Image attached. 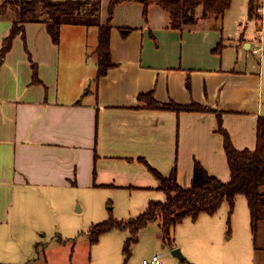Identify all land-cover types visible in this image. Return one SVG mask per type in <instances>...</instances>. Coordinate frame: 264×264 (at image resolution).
Returning a JSON list of instances; mask_svg holds the SVG:
<instances>
[{"label": "crops", "instance_id": "obj_1", "mask_svg": "<svg viewBox=\"0 0 264 264\" xmlns=\"http://www.w3.org/2000/svg\"><path fill=\"white\" fill-rule=\"evenodd\" d=\"M143 12L138 1L117 7L110 37L116 64L98 81V58L92 66L81 51L61 52L63 35L83 31L80 24L62 25L59 43L43 22H27L25 38L15 37L0 66V264H94V256L88 263L44 259L35 252L21 259L19 209H41L62 192L82 187L135 189L141 207L150 200L163 201L158 180L139 157L166 174L176 165L183 186L191 184L196 160L210 174L230 178L216 112L150 108L139 100L142 93L153 91L161 102L209 105L221 113L235 147L255 148L258 119L264 115V54L258 64L244 50L264 52L259 37L254 46L242 28L227 25V11L222 21L201 18L183 29L171 28L170 13L158 4L150 5L147 19ZM13 18L0 16V51ZM107 18L106 0L102 22ZM32 62L41 79L35 84ZM35 220L36 231L29 236L37 250L43 219ZM119 231L103 233L98 242L120 238ZM253 243L251 258L238 264H264V244ZM165 253L160 264H193L190 255L179 262Z\"/></svg>", "mask_w": 264, "mask_h": 264}, {"label": "rangeland", "instance_id": "obj_2", "mask_svg": "<svg viewBox=\"0 0 264 264\" xmlns=\"http://www.w3.org/2000/svg\"><path fill=\"white\" fill-rule=\"evenodd\" d=\"M104 1L106 2L101 0L100 9ZM261 3L263 8L253 19L248 14L249 0H233L226 15V24L232 28H242L245 36L253 40L254 46L259 45L256 38L259 37L260 29L264 28V0H261ZM104 11L102 10L103 14ZM261 11H263V20H261ZM72 24L64 23L63 25L73 26ZM78 26L84 30L73 32V34L64 31L66 33L63 35L61 52L67 54L65 50L70 49L76 52L75 54H79L81 51L86 58L89 60L91 58L93 66L94 60L97 62L98 58L96 36L99 27L95 24ZM83 40H85L84 43ZM87 40H90L89 44ZM98 41L97 37V44ZM262 54L264 52L254 53L248 49L244 50V55L251 56L257 60L258 64ZM162 192L164 200L166 193ZM30 199L33 197L30 196ZM50 200L52 199L47 202L49 206L41 209L36 206L19 209L21 216L18 226H23V229H19L18 236L21 259H26L24 257L35 252L37 256L40 253L44 259L54 261L88 263L94 256L92 260L94 264H143V258L150 260L154 254L164 261L166 249L173 259L183 261L182 258L173 254L174 248H180L183 257L190 255L192 259H189L193 264H238L251 258L248 249L252 248L254 237L251 228V210L244 194H239L236 198V209L233 211L229 203L225 202L213 215L202 213L203 215L196 220L191 217L185 218L181 221L182 226L178 225L174 229L173 240L177 234L178 239L172 243L163 240L159 221L151 223L138 234L139 238L133 244L131 255L128 257L124 251V244L130 234L129 230L119 231L121 237L116 240L104 238L100 243H92L87 232L92 223L107 219L111 213L120 219L139 215L147 205L141 207L139 194L135 189L103 188L87 191L84 187L74 188L69 192H62V196L55 198L54 201ZM261 208L262 218L257 243L264 244V201ZM130 212L133 214H129ZM41 217L43 220L39 225L42 228L37 232L40 245L36 250V242L32 244L29 235L36 231L38 224L35 219ZM188 224L191 225L190 228ZM190 229L194 231L190 232ZM159 232L161 237L158 235Z\"/></svg>", "mask_w": 264, "mask_h": 264}, {"label": "trees", "instance_id": "obj_3", "mask_svg": "<svg viewBox=\"0 0 264 264\" xmlns=\"http://www.w3.org/2000/svg\"><path fill=\"white\" fill-rule=\"evenodd\" d=\"M108 18L101 21V0H3L0 4V16L13 15L10 33L4 38L0 51V66L6 54L11 49L17 35L25 38L27 22H43L46 24L51 39L60 41L61 27L64 23L95 24L99 27L98 73L96 80L115 66L112 59L110 37L111 20L117 7L124 1H138L144 5V17L147 19L148 9L152 4H158L170 13V27L183 29L186 25L196 24L201 18L214 17L222 21L233 0H107ZM262 7L261 0H249L248 14L251 19L257 17ZM126 28V33L129 31ZM219 44L215 51L221 47ZM32 83H39L38 68L32 62ZM150 108L180 111H214L219 118V131L224 135V147L230 167V178H221L209 173L207 168L198 160L194 164V172L189 186H183L177 179V166L169 173H163L144 157H139L147 169L158 180V189L166 193L165 200H150L147 208L136 217L120 219L114 216L93 223L88 234L92 243L98 242L100 236L113 229L129 230L130 235L125 240L124 251L127 257L131 255L132 246L138 240L141 229L159 221L162 238L165 242H173L175 226L187 217L198 219L202 213L215 214L220 207L228 202L231 211L235 209L236 197L244 194L251 210V226L257 242L260 221L262 218L261 204L264 201V115L257 123V143L255 148L238 149L233 144L230 134L222 126L221 113L209 105L192 101L179 103L175 100L161 102L154 96L153 91L138 96ZM183 260L185 258L183 257Z\"/></svg>", "mask_w": 264, "mask_h": 264}, {"label": "built area", "instance_id": "obj_4", "mask_svg": "<svg viewBox=\"0 0 264 264\" xmlns=\"http://www.w3.org/2000/svg\"><path fill=\"white\" fill-rule=\"evenodd\" d=\"M259 39L260 41L263 43V40H264V31H261L260 34H259ZM263 48V47H261ZM161 263V259L158 255H154L152 257V259H143V264H160Z\"/></svg>", "mask_w": 264, "mask_h": 264}, {"label": "water", "instance_id": "obj_5", "mask_svg": "<svg viewBox=\"0 0 264 264\" xmlns=\"http://www.w3.org/2000/svg\"><path fill=\"white\" fill-rule=\"evenodd\" d=\"M173 254L183 259V254H182L180 248H174L173 249Z\"/></svg>", "mask_w": 264, "mask_h": 264}]
</instances>
